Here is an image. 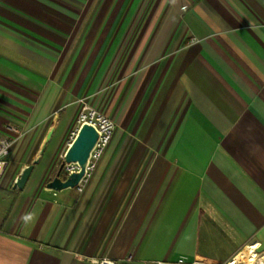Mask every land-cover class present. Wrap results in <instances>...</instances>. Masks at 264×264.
Masks as SVG:
<instances>
[{
    "label": "crops",
    "instance_id": "0c3cea01",
    "mask_svg": "<svg viewBox=\"0 0 264 264\" xmlns=\"http://www.w3.org/2000/svg\"><path fill=\"white\" fill-rule=\"evenodd\" d=\"M84 104L111 142L54 192ZM1 137L0 264L264 253V0H0Z\"/></svg>",
    "mask_w": 264,
    "mask_h": 264
},
{
    "label": "built area",
    "instance_id": "2783aa9c",
    "mask_svg": "<svg viewBox=\"0 0 264 264\" xmlns=\"http://www.w3.org/2000/svg\"><path fill=\"white\" fill-rule=\"evenodd\" d=\"M79 129L84 124H89L93 126L98 132V140L92 149L88 162L86 164L85 173L78 186L76 187L78 193H82L86 184L89 182L93 171L95 170L97 162L102 158L106 149L108 148L113 132L115 129V125L111 119L99 113L95 108L84 104L82 106V110L78 117ZM77 136V133L73 134V138ZM12 140L6 137L0 138V177L3 174L4 170L7 167V159L10 154V150L12 147ZM80 166L77 163L66 164L63 170L65 177L69 175L79 172ZM184 260H180L179 264H184ZM98 264H115L113 262H109L103 260Z\"/></svg>",
    "mask_w": 264,
    "mask_h": 264
},
{
    "label": "water",
    "instance_id": "95a60500",
    "mask_svg": "<svg viewBox=\"0 0 264 264\" xmlns=\"http://www.w3.org/2000/svg\"><path fill=\"white\" fill-rule=\"evenodd\" d=\"M98 140V132L89 125L84 124L79 129L77 136L67 150L56 176L47 185L54 192H61L66 189H75L84 176L86 164L90 153ZM36 163V162H35ZM77 163L80 171L65 177L63 170L66 164ZM34 165L27 167L15 183V188L24 189Z\"/></svg>",
    "mask_w": 264,
    "mask_h": 264
},
{
    "label": "bare ground",
    "instance_id": "6f19581e",
    "mask_svg": "<svg viewBox=\"0 0 264 264\" xmlns=\"http://www.w3.org/2000/svg\"><path fill=\"white\" fill-rule=\"evenodd\" d=\"M255 255L254 248H250L248 252H242L237 256L236 258L231 261L230 264H254L253 257ZM263 262H260L258 264H261ZM256 264V263H255Z\"/></svg>",
    "mask_w": 264,
    "mask_h": 264
},
{
    "label": "rangeland",
    "instance_id": "374dc122",
    "mask_svg": "<svg viewBox=\"0 0 264 264\" xmlns=\"http://www.w3.org/2000/svg\"><path fill=\"white\" fill-rule=\"evenodd\" d=\"M247 249V248H246ZM248 250H250V249H247V250H244L245 252H248ZM243 252V251H242ZM254 252H255V255H254V257H253V260H254V264L256 263V264H258V263H260V262H263V263H261V264H264V253H260L258 250H254ZM239 256V255H238ZM233 261V260H232Z\"/></svg>",
    "mask_w": 264,
    "mask_h": 264
}]
</instances>
